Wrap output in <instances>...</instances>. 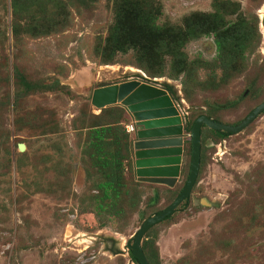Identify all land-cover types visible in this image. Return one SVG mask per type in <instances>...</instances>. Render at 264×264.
I'll use <instances>...</instances> for the list:
<instances>
[{
	"label": "rangeland",
	"instance_id": "1",
	"mask_svg": "<svg viewBox=\"0 0 264 264\" xmlns=\"http://www.w3.org/2000/svg\"><path fill=\"white\" fill-rule=\"evenodd\" d=\"M120 1L0 0V264H134L126 242L174 201L184 180L188 124L207 116L236 126L264 102V0H127L120 20L128 27L116 42ZM153 10L154 29L145 33L143 18ZM194 15L218 32L169 49ZM223 30L233 43L219 52ZM141 74L169 93L186 120L187 155L174 188L138 182L129 133L121 182L132 195L119 201L130 208L100 218L93 199L100 177L86 143L98 125L123 118L125 129L128 120L117 105L101 114L92 91ZM209 130L201 131L188 200L144 235L151 264H264V113L226 139ZM119 136L111 132L109 143L126 142Z\"/></svg>",
	"mask_w": 264,
	"mask_h": 264
},
{
	"label": "water",
	"instance_id": "2",
	"mask_svg": "<svg viewBox=\"0 0 264 264\" xmlns=\"http://www.w3.org/2000/svg\"><path fill=\"white\" fill-rule=\"evenodd\" d=\"M91 105L97 110L116 105L124 108L134 125L132 146L136 180L174 188L181 174L186 135L169 93L156 85L129 80L94 89ZM263 113L264 102L236 126L216 122L207 116H200L193 122L190 129L191 159L183 188L169 206L146 219L126 242V248L139 264H149L141 248L146 232L172 216L193 190L200 167L202 128L236 135ZM18 150L24 152L25 146L19 144Z\"/></svg>",
	"mask_w": 264,
	"mask_h": 264
},
{
	"label": "trees",
	"instance_id": "3",
	"mask_svg": "<svg viewBox=\"0 0 264 264\" xmlns=\"http://www.w3.org/2000/svg\"><path fill=\"white\" fill-rule=\"evenodd\" d=\"M121 2H122V6L121 8H119V4ZM120 3L117 5V8L119 10L118 11L119 17L117 20V24H115L114 27H112L111 29L112 30L111 38L113 39V41H116V42L126 33V30L128 27L127 23L125 21H121L120 19H121V14L125 12L126 9L127 10L129 9L128 8L129 2L127 0H121ZM157 11L158 10H153L152 12L145 14L143 18V21H144L143 30L145 33L148 30L151 31L154 29L152 24L154 23L155 19L158 17L159 11L158 12ZM212 15L216 16L214 14ZM201 16L202 15H194V16L187 17L184 19V23L186 24L185 31L183 33L177 32L180 38L176 36V31L173 28L175 32L172 34L171 41L167 43L169 46V49L175 48L174 45L178 47L181 44H183V41H184L183 38L185 39H189L193 37L195 38L197 34L199 35L202 33L206 34L207 32H210V31L218 32L215 25L205 26V23L207 20L206 18H201ZM156 29L158 32H162L164 31L165 28L164 26L163 27L158 26V28ZM201 29H203V31H201ZM233 32L234 31H232V33ZM223 33H224V30L222 32V35H219V36L216 35V39H215L216 48L219 52H224V48L228 47L230 45L229 43H233V40L228 41V39H225V38L222 39V36L230 34L231 30H229L225 34ZM160 35L162 36L161 33ZM132 37L133 35L131 36V39ZM240 40L244 42L248 39H240ZM176 56L177 55H173L172 57L175 58ZM182 63L183 62L179 63V65H182ZM179 65L177 66V68L179 69V73H183V71H185V68L183 66V69H181ZM19 82L20 84L24 86V88H26L25 90H30L29 87H31V85L29 83H24V80L22 78L19 79ZM105 111H106V108L103 109L101 114L104 113ZM122 119L123 118H121V120H119L118 123L116 122L117 126H103V124H100L98 125L97 128H93L94 130L89 133V137L87 136L89 139L88 142L86 143L87 149H88L87 152L91 151V152H88V158L90 157V159H94V165L97 166L96 173L99 174V177H100V183L98 185V189H99L98 193L100 195L95 196L93 198L95 199L94 200L95 212H96L95 214L96 216H99L100 218L101 217L108 218L110 215L124 216L125 207L130 208L129 204H126L125 201L123 205L119 201V199L122 196V193L125 194V197H127V195H130V196L132 195L129 190L124 189V184L123 182H121L122 180L121 172L123 170V162L130 160L129 155H128L129 148H130V142L128 141V134L125 132L124 126L118 125L119 123H121ZM124 119H127V118L124 117ZM192 124L193 122H190V124H188L187 126L188 131L190 130ZM209 131L211 132V134H213L216 140L226 139L230 136L229 134L221 132V131H213V130H209ZM111 132L112 133L118 132L120 134L119 137L122 136V138H125L126 142L125 140L121 142L122 140L120 141V139L118 140V138L115 137L113 139L114 143L113 144L109 143L111 142V140L109 141L108 136H110ZM201 152H202V148H201ZM184 155H187L186 150L184 152ZM187 158H188V162H186V167L182 173L184 175V180L182 182V185L177 186L176 188L173 189L175 193V197L173 200H175V198L178 196L188 176L189 164H190V159H191L190 145H188V157ZM200 162H201V158H200ZM136 184L141 185L139 183H136ZM134 197H137V196L133 195L132 198ZM135 208H136V205H135ZM168 219H170V217H168L166 220ZM101 225H103V222L101 223ZM142 251L144 253L146 260L149 262V264H151L149 257L146 255L144 243L142 244ZM130 258L134 262V264H139L138 261L132 256L131 251H130Z\"/></svg>",
	"mask_w": 264,
	"mask_h": 264
},
{
	"label": "built area",
	"instance_id": "4",
	"mask_svg": "<svg viewBox=\"0 0 264 264\" xmlns=\"http://www.w3.org/2000/svg\"><path fill=\"white\" fill-rule=\"evenodd\" d=\"M138 80L141 81V82L147 83L146 82L147 78L143 74H141V79H138ZM179 115H180V118H181V124L184 125L186 120H184V118L181 117V113H179ZM125 129H126L127 133H131L134 130V127H133V125H128V126L125 127Z\"/></svg>",
	"mask_w": 264,
	"mask_h": 264
},
{
	"label": "crops",
	"instance_id": "5",
	"mask_svg": "<svg viewBox=\"0 0 264 264\" xmlns=\"http://www.w3.org/2000/svg\"><path fill=\"white\" fill-rule=\"evenodd\" d=\"M125 117H126V118H127V120H128V123H127V125H130V124H132V123H131V120H130V118H129V116H128V114H127V113H126ZM128 134H129V133H128ZM129 136H130V140H131V142H132L133 134H132V133H130V134H129ZM131 146H132V143H131ZM132 154H133V151H132Z\"/></svg>",
	"mask_w": 264,
	"mask_h": 264
},
{
	"label": "clouds",
	"instance_id": "6",
	"mask_svg": "<svg viewBox=\"0 0 264 264\" xmlns=\"http://www.w3.org/2000/svg\"><path fill=\"white\" fill-rule=\"evenodd\" d=\"M141 82V81H140ZM149 84V83H148ZM131 125H133V124H131ZM183 126V125H182ZM133 127H134V125H133ZM184 128V127H183ZM134 131V130H133ZM133 131H132V133H133ZM127 133V132H126ZM128 134V133H127ZM183 154H184V152H183ZM134 263V262H133Z\"/></svg>",
	"mask_w": 264,
	"mask_h": 264
}]
</instances>
